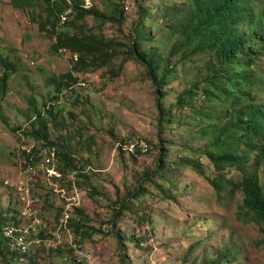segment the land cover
<instances>
[{
    "label": "rangeland",
    "instance_id": "1",
    "mask_svg": "<svg viewBox=\"0 0 264 264\" xmlns=\"http://www.w3.org/2000/svg\"><path fill=\"white\" fill-rule=\"evenodd\" d=\"M183 1L88 0L87 6L106 15H112L118 6L122 24L106 22L102 32L127 46L140 7L145 8L142 29L159 42H169L156 51H164L167 57L173 42L164 29L168 18L156 11ZM42 9L35 8L31 15L30 8H15L11 0H0V54L8 68L14 69L5 95L0 97V216L16 226L31 225L21 216L16 182L26 153L38 148L32 155L38 159L37 182L30 190L39 208V225L30 234L40 231L35 237L41 241L30 244L25 261L19 262L13 255L10 264H74L71 242L80 246V256L91 257L95 264H121L120 255L130 264H212L223 252L228 256L222 264H264L260 228L239 216L244 197L234 184L242 175L234 169L217 172L205 156L211 137H203L209 120L200 116L201 99L197 98L196 108L176 105L178 96L198 75L204 57H196L190 64L172 58L170 66L177 71L159 100L145 66L123 61L118 49L119 56L108 67L74 73L77 82L71 89L61 88L55 99L48 79H58L69 71L71 57L51 51L52 39L38 29L35 17ZM261 9L259 6L257 11ZM84 23L87 28L94 25L91 17ZM158 41L155 45L160 46ZM153 42H145L146 49ZM258 67L264 78V61ZM259 99L264 100V92ZM50 103L62 108L59 118L63 123L56 129L48 125L45 141L56 144L72 159L69 172L63 173L62 162L55 157L53 169L60 174L56 178L45 177L40 167L46 161L44 154L39 155L40 149L49 147L44 139L25 135L32 130L29 118ZM217 109L223 107L217 105ZM262 171L261 167L260 183ZM215 185L222 188L220 194ZM138 186L142 194L130 201L113 226L117 197L131 195ZM64 213L68 221L81 219L83 237L60 225ZM117 234L125 239L132 236L135 241L126 239L122 245Z\"/></svg>",
    "mask_w": 264,
    "mask_h": 264
},
{
    "label": "trees",
    "instance_id": "2",
    "mask_svg": "<svg viewBox=\"0 0 264 264\" xmlns=\"http://www.w3.org/2000/svg\"><path fill=\"white\" fill-rule=\"evenodd\" d=\"M11 1L15 8H30L31 15H34L32 10L35 8H43L41 14H35L38 29L51 37L53 53L63 52L71 57L69 71L61 74L58 79L54 76L48 79V83L54 86L55 99L61 88L71 89L77 82L74 73L87 74L108 67L119 56L118 49L124 55L123 61L130 59L145 66L159 100L164 97L163 88L177 71L176 66H170L172 58L178 57V62L190 64L192 59L204 57V64L197 69L198 75L191 80L190 87L178 96L176 105L181 109L189 105L196 108L197 98L201 99L200 116L209 120L203 137H211L205 156L217 172L234 169L242 175L240 182L234 184L244 197L239 216L255 223L264 237V100L259 99V95L264 92V78L258 67L264 61V0H185L179 5L159 8L156 15L162 14L163 18H168L164 29L168 37L173 39L167 57L163 55L164 51L159 54L156 51L169 42H159L152 34L146 35L142 29L143 21L147 18L145 8L140 7L138 21L130 32L127 46L106 37L102 32L106 22L117 23L119 26L122 24V10L118 6L113 8L112 15H106L87 6L88 0ZM259 6L262 9L257 11ZM86 17L92 18L93 26L86 27ZM152 40L153 47L146 49L144 43ZM157 41L160 46L155 45ZM8 64L0 54L2 98L10 72L14 70L13 67L8 68ZM112 76L115 77L116 73H112ZM217 105L223 107V110L218 111ZM62 111V108L51 103L44 105L41 113H35L29 118L32 130L25 135L34 140L44 139V145L54 147L55 157L62 162L60 170L66 173L70 170V155L56 144L45 141L48 125L56 129L63 123L59 118ZM37 153V147L26 153L23 167L35 166L38 159L32 155ZM261 167L262 183L258 178ZM53 171L54 178L60 176ZM227 184L232 183L228 181ZM215 189L218 194L221 193V187L215 185ZM141 194V187L138 186L131 195L117 197L115 202L118 207L111 223L113 226L124 214V210H127L130 201L139 198ZM12 225L0 216V229ZM67 226L76 235L83 237L81 219L78 222L70 219ZM40 233L32 232L30 238L39 237ZM117 237L122 245L126 239L135 241L132 236L125 239L117 234ZM223 253L212 264H222L221 260L228 256L226 252ZM13 255L18 261V255L10 250L8 242L0 238V264H10ZM120 263L130 264L124 255H120Z\"/></svg>",
    "mask_w": 264,
    "mask_h": 264
},
{
    "label": "built area",
    "instance_id": "3",
    "mask_svg": "<svg viewBox=\"0 0 264 264\" xmlns=\"http://www.w3.org/2000/svg\"><path fill=\"white\" fill-rule=\"evenodd\" d=\"M63 20L65 18H62ZM131 151L134 150V145L130 148ZM44 154L46 156V161H42L40 167H43V173L45 177H51L55 175L53 171V161L55 159V148L54 147H46L40 149L39 155ZM38 168L34 165H27L22 167V171L20 173V178L16 182V194L18 201L22 206L21 216L25 219H28L31 222V225L28 227L23 226H5L0 229V238L6 240L8 242V246L11 251L15 252L18 255L19 262H23L26 259V256L29 255V246L32 243L39 244V239L30 238V232L33 231V226L39 225L38 214L39 208L34 205V200L31 196L30 188L33 186L35 179L37 178ZM69 216L67 214H63V218L60 219V225L64 224L67 226V221ZM56 250L58 245L54 247ZM70 248L74 251L76 257L74 264H95L94 259L88 257L84 254L80 256L79 249L80 246L76 243L70 245ZM80 256V257H79ZM85 258V260H84Z\"/></svg>",
    "mask_w": 264,
    "mask_h": 264
}]
</instances>
